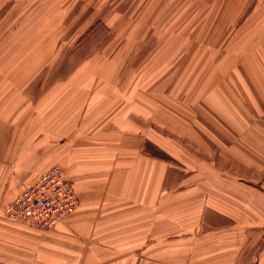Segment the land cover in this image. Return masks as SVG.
Listing matches in <instances>:
<instances>
[{"label":"crops","instance_id":"0c3cea01","mask_svg":"<svg viewBox=\"0 0 264 264\" xmlns=\"http://www.w3.org/2000/svg\"><path fill=\"white\" fill-rule=\"evenodd\" d=\"M9 42L0 34V210L53 165L78 205L49 231L0 217V264H264V192L237 178L257 156L264 175V150L220 146L230 166L216 175L174 156L138 48L122 71L91 59L46 87L40 70L13 69Z\"/></svg>","mask_w":264,"mask_h":264},{"label":"rangeland","instance_id":"374dc122","mask_svg":"<svg viewBox=\"0 0 264 264\" xmlns=\"http://www.w3.org/2000/svg\"><path fill=\"white\" fill-rule=\"evenodd\" d=\"M0 28L13 69L40 70L46 87L91 59L122 71L138 48L142 90L170 121L157 130L191 167L228 169L220 146L264 150V0H0ZM260 160L237 178L264 192Z\"/></svg>","mask_w":264,"mask_h":264},{"label":"built area","instance_id":"2783aa9c","mask_svg":"<svg viewBox=\"0 0 264 264\" xmlns=\"http://www.w3.org/2000/svg\"><path fill=\"white\" fill-rule=\"evenodd\" d=\"M78 205L72 183L59 166L46 169L35 181L24 184L21 193L4 209L0 217L49 231L60 224Z\"/></svg>","mask_w":264,"mask_h":264}]
</instances>
